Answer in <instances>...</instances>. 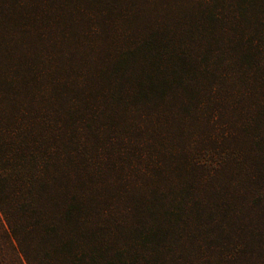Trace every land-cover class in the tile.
<instances>
[{
	"label": "trees",
	"instance_id": "16d2710c",
	"mask_svg": "<svg viewBox=\"0 0 264 264\" xmlns=\"http://www.w3.org/2000/svg\"><path fill=\"white\" fill-rule=\"evenodd\" d=\"M0 264H264V0H0Z\"/></svg>",
	"mask_w": 264,
	"mask_h": 264
}]
</instances>
